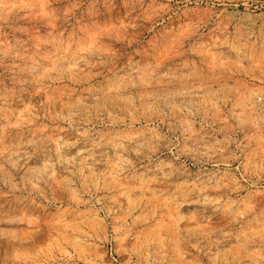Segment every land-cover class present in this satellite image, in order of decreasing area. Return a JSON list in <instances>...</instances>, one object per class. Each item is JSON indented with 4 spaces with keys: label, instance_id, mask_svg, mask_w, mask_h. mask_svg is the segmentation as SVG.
Segmentation results:
<instances>
[{
    "label": "rangeland",
    "instance_id": "rangeland-1",
    "mask_svg": "<svg viewBox=\"0 0 264 264\" xmlns=\"http://www.w3.org/2000/svg\"><path fill=\"white\" fill-rule=\"evenodd\" d=\"M0 264H264V0H0Z\"/></svg>",
    "mask_w": 264,
    "mask_h": 264
}]
</instances>
